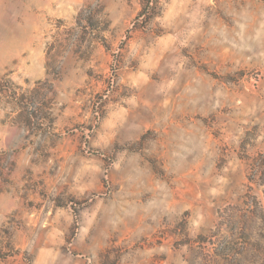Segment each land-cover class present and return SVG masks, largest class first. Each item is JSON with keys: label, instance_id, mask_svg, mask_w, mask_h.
I'll return each instance as SVG.
<instances>
[{"label": "rangeland", "instance_id": "374dc122", "mask_svg": "<svg viewBox=\"0 0 264 264\" xmlns=\"http://www.w3.org/2000/svg\"><path fill=\"white\" fill-rule=\"evenodd\" d=\"M140 11L0 0V264H264V0Z\"/></svg>", "mask_w": 264, "mask_h": 264}, {"label": "trees", "instance_id": "16d2710c", "mask_svg": "<svg viewBox=\"0 0 264 264\" xmlns=\"http://www.w3.org/2000/svg\"><path fill=\"white\" fill-rule=\"evenodd\" d=\"M158 2L159 0H140V5H141V11L138 14V19L143 17V19H149L153 16L154 14V10L157 8L158 6ZM87 24H91V21L87 20ZM35 121L42 123L43 121L47 120V117H45L44 115L39 114V116H35ZM257 165H250V170L248 172V183H252V184H256L258 186H263L264 185V181H255V176H256V170L262 168L261 166H264V160H262L261 166L259 165V167H255ZM256 169V170H255ZM223 238V237H221ZM224 241V240H223ZM227 243V242H226ZM225 243V244H226ZM225 244L222 246L221 243V247L220 250H217L216 255L221 257V258H225V251L227 249V247L225 246Z\"/></svg>", "mask_w": 264, "mask_h": 264}]
</instances>
